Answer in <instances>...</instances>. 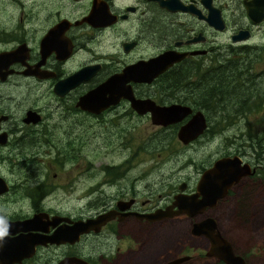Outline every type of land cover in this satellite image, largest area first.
<instances>
[{"label":"flooded vegetation","instance_id":"1","mask_svg":"<svg viewBox=\"0 0 264 264\" xmlns=\"http://www.w3.org/2000/svg\"><path fill=\"white\" fill-rule=\"evenodd\" d=\"M1 1L0 222L20 223L35 219V223L33 229L14 233H6L0 224V251L1 242L5 239L13 240L20 236L30 239L34 236V242L21 251L18 260H7L9 257L3 253L0 255V264H59L65 259H76L85 264H133V260L141 261L136 264H197L199 259H210L212 264H223L205 256L208 241L202 236L193 235L191 228L204 219H212L220 234L210 212L242 181L253 183L251 186L254 188V183L259 180L256 174L259 166L250 165L237 156L242 164L249 166L252 174L241 177L213 206L190 218L173 214L177 212L175 207L170 209L173 197L179 193V187H183L181 193L185 195L195 193L201 173L218 158L200 168L194 186L191 187L189 181L181 182L172 190L170 197L163 200L158 196L154 202L148 198L138 201L132 179L129 193L125 187L117 185L113 197L104 198L98 193L92 208H87L84 183L78 180L85 172V169L78 171L79 153L85 146L96 152V148L102 146L98 143L101 138L103 146L110 150L120 146V143H123L124 150L129 149L130 137L127 135L136 126L134 122L140 120H146L157 128L158 134L153 136L156 144H170L164 132L172 129L175 140L180 143L176 139L177 131L193 114L200 111L181 105L191 110L190 115L178 123L160 126L152 123L149 112L137 113L128 98H119L99 108L83 106L80 99L119 74L122 69L166 52L182 55L179 61L167 69H178L179 72L181 68L195 65L201 69L212 66L216 49L253 48L260 58L243 59L239 63L250 66L259 64L264 68V45L256 47L242 43L233 47L232 44L237 43L229 42L213 46L214 40L211 35V39L208 38L209 34L221 33L228 27L224 9L217 5L216 0H209L208 3L220 13L224 22L221 32L214 31L198 19V12L204 17L208 13L201 0H159L169 2V9L159 6L157 0ZM234 1L239 3L238 15L232 11L230 17L237 16L235 19L238 22L230 28L228 39L230 41L237 31L246 30L249 36L240 42L250 41L253 28L264 26V21L252 24L247 19L243 3L250 0H232V3ZM5 12L8 16H5ZM87 67L92 68L90 75L78 80L73 86L68 84L62 87L60 83H67L74 74ZM167 70L149 83L138 82L140 80L136 78V82H127L133 99L151 100L156 106L180 105L158 100L163 93L159 92L155 81ZM157 95L159 97L156 99ZM204 135L205 131L183 146L200 141ZM124 137L125 141H121ZM128 160L126 158L122 162L126 163L125 168L104 165L102 174L110 186L128 177L131 169ZM74 180H78L76 206L67 198L68 194L75 191ZM1 185L5 190H2ZM167 189H170L169 184ZM57 191H61L69 201L61 205L46 204V199ZM242 197L245 199L246 195ZM109 211L115 212L113 219L105 222L97 231L79 234L77 239L67 238L73 239L71 243L60 240L57 243L49 242L57 229L70 228ZM167 213L171 216L163 218ZM152 216L159 218H146ZM183 218L188 223L190 236L206 242L207 249L202 257L189 253L190 245L180 244L174 247L178 252L167 259L162 255L151 257L153 252L150 250L155 240L147 239L142 243L144 237L148 238L154 225ZM138 243L146 245L145 252L143 248L137 250ZM234 254L247 264L243 256ZM144 256L148 261L144 260Z\"/></svg>","mask_w":264,"mask_h":264},{"label":"rangeland","instance_id":"2","mask_svg":"<svg viewBox=\"0 0 264 264\" xmlns=\"http://www.w3.org/2000/svg\"><path fill=\"white\" fill-rule=\"evenodd\" d=\"M216 3L223 7L225 13L224 19L228 27L221 33L209 34L208 32V38L211 39L210 35L213 37V46L230 44L231 42L228 39L230 28L234 23L238 22L235 19L238 18L237 16L231 18L230 15H233L232 11H235L238 15L239 3L235 1L232 3V0H216ZM1 8L2 1L0 3ZM5 16H8L7 12H5ZM253 29L250 41L239 42L232 44V46L235 47L242 43L255 45L256 47L264 45V26H258ZM239 64L242 68V64ZM250 73L253 76V81L258 83L254 87H257L259 91L263 90L264 84L261 83L263 79L261 78V74L264 73V68L259 64L255 66L251 65ZM251 93H253V96L254 92L252 91ZM170 103H176V100H171ZM246 117V120L241 118L234 119L232 124L223 125V128L219 130L212 127L214 118L205 120V135L200 141L191 143L187 147H184L175 140L174 129L164 132L167 134L166 140L170 141V144H166L165 142H162L160 145L156 144L153 136L158 134L157 128L151 126L146 120L134 122L136 126L127 135L130 137L129 149L124 150L123 143H120V146H116L114 150H110V148L103 146L101 138L98 139V143H101L102 146L96 148V152H93V148L85 146L79 153L80 161L78 164V171L82 172L85 169V172L78 177V180L80 182L83 180L84 183L87 208H92L94 205L93 200L96 199L98 193L104 198L113 197L117 192V185L125 187V190L129 193L132 179L134 189L137 191L138 201L148 198L151 202H154L158 196L160 200H163L170 197L172 190H175L176 186L181 182L189 181L190 186H194L200 168L205 166L210 160L219 158L226 153L229 156H238L250 163V165H257L253 160L252 150L247 148L249 138L246 133L250 130L254 136H257L259 141L262 140L259 145L260 151L263 153V107L253 114H246ZM222 120L226 122L227 118L223 117ZM125 139L126 137L121 141H125ZM254 139H252V142H254ZM126 158L129 159L128 164L131 165L128 177L125 176L119 184L117 182L110 186L107 178L102 174V168L104 165H120L122 168H125L126 163L122 162ZM263 167L256 168V172L258 173L257 179L259 180L254 183V188L251 186L253 183H246L244 178L241 179L244 180L241 185L233 188L231 194L209 214L216 220L220 234L231 244L236 254L243 256L247 264H264ZM170 176L172 177L168 180ZM78 180H74L75 191L67 196L75 206L78 198L76 188ZM167 184H169L170 189H167ZM244 195H246V200L242 197ZM67 198L61 191H57L50 195L45 203L61 205L69 201ZM134 235L137 234L134 232ZM148 235V238L144 237L142 243L147 239L155 240V245L150 250L153 252L150 255L151 257L162 255L167 259L178 252V250H174L177 244L182 246L190 245L189 253L194 256L198 255L199 257H202L207 249L204 240L190 236L189 226L184 221V218L154 225ZM139 248H143L144 252L146 251L145 244L141 245V243H138L137 250ZM144 260L148 261L146 256H144ZM209 260L199 259L197 264H212L213 262ZM137 262L141 261L133 260V264Z\"/></svg>","mask_w":264,"mask_h":264},{"label":"water","instance_id":"3","mask_svg":"<svg viewBox=\"0 0 264 264\" xmlns=\"http://www.w3.org/2000/svg\"><path fill=\"white\" fill-rule=\"evenodd\" d=\"M157 1L159 6H164L169 9V2ZM208 2L209 0L200 1L208 11L207 16H201L198 12L197 17L199 20H203L214 31L221 32L224 29V22L220 17L219 11L209 6ZM243 6L246 17L252 24L264 21V0H250L249 2L243 3ZM179 9L184 10L183 8ZM189 11L192 13L194 12L193 10ZM248 36L249 34L246 30H239L235 35L230 37V42L238 43L246 40ZM181 57L182 55H178L175 52H166L146 62H139L135 65L128 66L122 69L119 74L107 79L96 89L85 94L80 99V104L87 107L99 108L107 105V103L115 102L119 98H128L131 101L132 108L137 113H150L153 124L166 126L178 123L186 116L190 115L191 110L189 108L176 104L156 106L151 100H134L131 95V90L126 84L129 81L136 82L135 78L140 80L138 82L149 83L159 74L167 70L172 64L179 61ZM91 69V67L84 68L74 74L67 83L62 82L60 84L62 87L68 84L73 86L78 80L90 75ZM55 92L57 93L56 89ZM205 130V118L203 114L196 112L179 128L176 139L182 145H187L201 136ZM251 174L249 166L247 164H242L240 159L235 155L218 158L214 160L210 168L201 173L195 187V193L185 195L181 193L183 187L178 188L179 193L173 197L170 209L172 207L177 209V212L173 213L175 216L182 214L190 218L195 215H200L205 208H210L217 200L221 199L226 194L227 190L241 177H246ZM1 186L2 190H5V187L3 185ZM166 211L168 212L169 209ZM114 214V211H109L96 216L94 219L86 220L83 223H77L70 228L57 229L49 242H58L60 240V242L69 241L71 243L73 239H77L79 234L86 233L90 230L97 231L105 222L112 220ZM168 214L169 213L163 218H169L171 214ZM146 218L152 220L158 219L159 217L152 216ZM34 223L35 219L20 223L5 224L0 222L3 226L1 228H4L6 233L33 229ZM191 233L195 236H202L208 241V251L205 253L206 257L217 259L223 264H244L243 260L234 254L230 244L218 233L212 219H204L194 224L191 228ZM33 237L34 236L29 239L27 236H20L13 240L5 239L4 242H1L2 250L0 251V255L5 253L6 257H9L7 260H18L21 251H23L27 245L34 242L32 240ZM70 237L73 239H67ZM21 241L25 243H20ZM20 248L22 249L20 250ZM59 264L85 263L76 259H65Z\"/></svg>","mask_w":264,"mask_h":264},{"label":"trees","instance_id":"4","mask_svg":"<svg viewBox=\"0 0 264 264\" xmlns=\"http://www.w3.org/2000/svg\"><path fill=\"white\" fill-rule=\"evenodd\" d=\"M259 58L253 48L216 49L210 67L201 69L195 65L181 68L179 72L173 68L167 70L155 81L157 89L163 93L162 97L158 98L157 95L156 99L166 104L176 100L180 105L202 112L205 120L214 118L212 127L217 130L223 125L232 124L234 119L246 120V114H253L262 107L264 109V89L259 91L254 87L258 83L253 81L251 66L245 64L241 68L239 62ZM261 78L264 84V73ZM179 93L182 96H178ZM223 117L227 118L226 122L222 120ZM246 134L249 138L247 148L252 150L253 160L261 168L264 166V152L260 151L259 145L262 140L259 141L250 130Z\"/></svg>","mask_w":264,"mask_h":264}]
</instances>
